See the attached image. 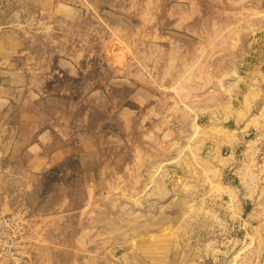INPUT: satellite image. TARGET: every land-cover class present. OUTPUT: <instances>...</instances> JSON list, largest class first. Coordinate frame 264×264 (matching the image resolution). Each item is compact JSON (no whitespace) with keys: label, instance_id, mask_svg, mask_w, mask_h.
<instances>
[{"label":"rangeland","instance_id":"obj_1","mask_svg":"<svg viewBox=\"0 0 264 264\" xmlns=\"http://www.w3.org/2000/svg\"><path fill=\"white\" fill-rule=\"evenodd\" d=\"M0 88V119L65 140L43 210L79 150L104 167L83 216L31 211L32 264H264V0H0ZM223 126L247 133L251 212L212 152Z\"/></svg>","mask_w":264,"mask_h":264},{"label":"crops","instance_id":"obj_2","mask_svg":"<svg viewBox=\"0 0 264 264\" xmlns=\"http://www.w3.org/2000/svg\"><path fill=\"white\" fill-rule=\"evenodd\" d=\"M256 88L258 89L260 86H256ZM6 95L4 91L0 92V113L8 108L9 103ZM40 129L39 126L33 124L12 122L8 116L0 119V153H3L0 158V168L3 174L2 180H0V193L7 192L13 201V206L20 202H26L38 217L52 216L63 220L73 213H77L81 217L86 203L96 194V175L98 172L103 173L104 167L103 165L93 166L92 161L96 155L94 150H79L76 156L77 166L75 170L72 169L71 179L69 177L59 179V177L58 180H54L55 188L49 190L44 196L57 201H54L49 210H43L41 205H38L43 200L40 197L42 190L38 189V184L49 182L50 179L46 176L52 168L68 169L65 161L68 154L64 155L63 152L65 140L61 139V145L57 146L53 132L47 130L42 133ZM223 130L224 135L220 137L221 141L212 144V152L219 159L216 163L223 173L222 182L226 187L236 191L238 199L244 202V209L251 212L253 207L250 204L260 195V190H256L255 186H258L261 180L256 179L258 167L254 164H250L251 171L247 180L243 179L245 174L243 160L246 158L247 150L243 146L241 137L247 133L240 134L237 129H230L226 126H223ZM228 131H236V133L233 137L231 134L227 136ZM9 137H12L11 140L7 139ZM44 138L45 140H42ZM67 173L69 174V172ZM262 176L264 178V172ZM100 180L106 183V179L101 178ZM249 182L254 184L253 190H249L245 186V183ZM78 191L82 193L81 200L77 195L81 203H76L78 200L74 193H78ZM225 195L231 197L229 193ZM142 260L146 264L159 261L155 256L150 255L142 256Z\"/></svg>","mask_w":264,"mask_h":264},{"label":"built area","instance_id":"obj_3","mask_svg":"<svg viewBox=\"0 0 264 264\" xmlns=\"http://www.w3.org/2000/svg\"><path fill=\"white\" fill-rule=\"evenodd\" d=\"M0 193V264H32L35 240L31 210L25 203L11 205Z\"/></svg>","mask_w":264,"mask_h":264}]
</instances>
